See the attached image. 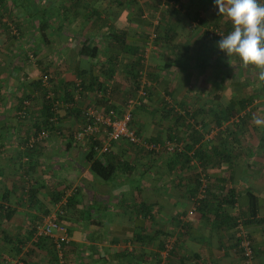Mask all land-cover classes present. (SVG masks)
<instances>
[{
	"label": "crops",
	"instance_id": "crops-1",
	"mask_svg": "<svg viewBox=\"0 0 264 264\" xmlns=\"http://www.w3.org/2000/svg\"><path fill=\"white\" fill-rule=\"evenodd\" d=\"M161 1L141 0L136 3L133 0H0V81L4 82L1 97L10 98V94H7L8 87L5 86L10 82L20 83L22 94V97L16 99L14 103H4V101L2 103L8 108L12 105L14 112L15 109L18 110L23 99L29 98L30 101H34L37 93L34 91L33 83L39 80L41 72L51 76V84L52 82L55 84V87H52L53 91L59 97L73 90L74 81L82 72L84 77H98L102 86L104 85L103 88L110 86L113 103L112 97L117 98L119 91L124 90V79L128 80V74L133 70H139V74H142L139 67L141 64L143 67L144 63L145 69L151 71L150 75L159 72L163 74L162 77L173 76L175 81L181 80L182 85L189 86L194 71L188 67L182 68L179 60H187L185 55L181 54L183 55L181 56L178 52L172 51L174 58H171L166 50L170 48L181 50L178 49L177 43H171L167 35L174 36L179 31L178 28H181V23L182 27L187 24L182 13L188 11L193 15V19L198 17V23L203 25L205 21L200 9H207L206 6L209 5L208 7H214L211 21L213 20L215 29L222 28L224 31L227 23L232 29L233 25L225 15L219 14L216 6L211 2H206L204 7L199 4L201 7H198L196 3L199 0H177L178 4L171 0L170 9H177L171 13V11L162 12L166 10L167 5L162 6ZM190 4L193 13L190 12ZM154 13L160 17L152 22L150 18L154 17ZM168 14L173 17L169 18ZM44 20H47V28L44 32L48 41H43L39 34L40 23ZM151 24H158L160 33L157 41H162L161 45L156 43V46H152L154 39L149 35ZM211 29L210 26L209 29L205 28L201 32L212 35ZM12 33H18V37L11 38ZM196 40L198 39H195L193 44ZM199 42L202 44L201 38ZM183 44H188V41ZM196 69L202 70L200 67ZM153 70L157 72L153 73ZM162 81L164 82V78ZM182 96L184 92L181 91L179 97ZM75 99L76 108L80 112L79 99L77 101V96ZM85 103L102 102L94 98L93 91H89ZM232 103L234 99H228L224 102L223 108ZM32 108L34 111H31L40 113L42 103L36 108L33 104ZM60 113L65 121L70 117L73 118V115L67 116L63 108ZM63 120L60 127L56 128V131H60L58 135L52 134V137L41 142L40 146L32 151L31 158L23 152L21 141L24 136L20 137L18 154L23 156L22 162L28 157L33 164L34 169L29 168L26 173L33 176L34 187L38 188L36 190L38 202L17 203L15 196L17 192L19 193L18 188L10 185L5 188L4 192L11 193L9 205L14 209V214L9 219L0 217L1 223L10 224L6 231L0 232V264H56L58 255L52 253L55 239L43 238L36 242L34 236H28L31 233V225L42 221V218L50 213L52 208L55 210L57 208L55 206L60 203H64L62 206L64 215L63 213L60 215L65 216L62 225L68 238V243L63 245L61 252L64 254V264H148V256H152L154 252L156 238L164 232L167 235L171 229L177 230L179 223L187 226L183 235L186 239L182 242L189 244L192 243L191 240L193 243L205 242L206 254L202 256L205 264L242 263L241 255L235 249L233 222L248 217L251 204L249 194L254 196L258 203L257 217L264 218V171L260 172L264 169V153H249L247 165L234 166L231 181L228 180V171L227 174L224 173L227 175L226 182H218V186L225 188L222 194L227 193V189L233 190L234 204H226L214 209L217 202L211 201V206L197 210L194 216L189 217L188 208L179 207L178 200L187 203V191L189 193L192 189V182L189 181L191 177L187 176L186 180L180 179L178 185L169 183V180L166 181L169 186L157 184L153 175L151 178L147 173V162L153 163L156 156H146L143 152H137L129 159L131 155L125 156L124 149L120 146L125 145L126 147L123 148L131 150L136 147L126 142H116L112 145L110 153L100 156L97 154V158L124 161L127 166L132 167V170L128 173L126 169L119 167L114 180L103 182L91 173L89 164L84 160L86 143L78 145L65 136L63 126L68 124ZM2 124L3 121L0 125ZM75 127L73 124L70 129L73 131ZM1 131L7 129L4 130L2 125L0 135ZM4 133L7 135L6 132ZM4 135L0 137V145H6L8 142V137ZM188 143L190 144L189 139ZM199 143L204 144L201 135ZM144 156L146 159H143ZM171 158L172 156H166L167 166ZM8 159L14 157L9 156ZM250 161L257 162V167H252ZM137 163L144 166L146 177L137 174ZM175 165L177 171L185 172L181 170L183 168L179 162L176 161ZM175 165L168 166L169 170ZM25 168L26 166L23 171ZM189 172L186 174L188 175ZM20 173L22 172L18 167V174ZM224 174L218 172L215 178H224ZM146 179H149L151 184L147 183ZM160 184L163 188L167 185L169 189L165 191L177 194L178 200H171V196L168 195V200L171 201L167 204H159L153 197L149 198L150 195L147 194L150 192L149 188L152 190ZM137 193H140L138 201ZM54 194L59 197L57 201H54ZM140 202L154 206L151 214L144 216L136 212V206ZM163 220L171 225L167 227L169 231L164 227L161 228ZM156 226L158 229L154 232ZM246 231L253 249V264H264V225L252 224ZM148 237L152 240L150 241ZM29 239L35 244L30 250L24 248L23 244ZM175 240L174 238L173 242ZM12 242H16L18 247L13 246L12 249L10 246ZM227 248H231V256L227 255L226 251L220 254V250ZM55 249H57L56 245ZM188 249L195 252L191 245ZM173 264H182V262L174 261Z\"/></svg>",
	"mask_w": 264,
	"mask_h": 264
},
{
	"label": "rangeland",
	"instance_id": "rangeland-1",
	"mask_svg": "<svg viewBox=\"0 0 264 264\" xmlns=\"http://www.w3.org/2000/svg\"><path fill=\"white\" fill-rule=\"evenodd\" d=\"M162 1L161 2L164 3V0ZM206 2H210V0H203L202 4H205ZM197 4L198 3H196V5ZM199 4L201 3L199 2ZM199 4L197 6L201 7ZM208 6H206L207 9H200V14L205 21V23H202L203 25L198 23V17L193 19V15H190L187 11L188 13H182L183 19L187 23L184 24L185 28L182 27L181 23V28H178L179 31H177L174 36L170 34L167 35V37L170 38L171 43H177L178 49H181L179 51L171 48L170 50L166 49L168 50V56L174 58L172 51L178 52L179 55H185L187 60H179L181 62L182 68L187 69L188 67V69L194 71L193 78L190 81L189 86L185 87L182 85L180 82L181 80L175 81L173 76L162 77L163 74H159V72L157 74L154 73V75H150L149 70L145 69L144 67L146 66L145 63L143 67L139 68L142 70V74L138 80V86L143 89L145 96L142 97L140 105L138 107H134L132 110L131 127L135 129L140 138L150 142H153L152 139H157L162 146L164 144L170 143L174 149L170 152V154L163 151L161 155H158L159 157L156 155V158L153 162L155 165L153 163L150 164L147 162L148 176L151 177L153 175L152 177L155 178L157 184H168L167 182L169 180V183L172 182L178 185L180 179H187L186 173L191 170L194 173L200 174V181L203 184L202 187L204 186V188H206L208 186L210 187L211 184H218V182H214L218 172H222L223 174L226 172L227 174L229 164H222L221 166L216 167L209 166L207 170L203 171L195 160L190 162L189 169H181L185 172L177 171V165H175L176 163L174 164L175 166L173 169L169 170L166 164V156H172L175 154V152L180 153L183 150L184 146L188 143V137L191 133V129L198 131V133L202 136V142L208 143L211 148L217 147L219 150L222 149L231 152V158L234 165L245 166L249 160H247V155L249 153L261 154L262 152L257 146V130L259 131V128L263 127L264 124L257 125L255 123V119L259 118L264 120V82H260L258 80V71L256 69H254L252 66L244 67L239 58L235 55L228 57L224 52L220 54L221 50L218 48V41L222 38L221 36H224L221 34V32L223 33V30L222 28H214L213 20L211 21L212 15L214 14V7ZM191 7L192 5L190 4V12L193 13ZM170 11L173 13L174 9H170ZM158 17H160V15L154 13V17L150 18V20L154 22L158 19ZM171 17L173 16L170 15L169 18ZM218 22L219 21H217V23ZM218 25L220 26V23ZM151 26L152 28L149 32V35L152 36V39H154L152 46H156V43L161 45L163 42L156 40L158 34L160 33L158 24H151ZM210 26L212 28V35L210 36L213 41L208 45L202 46V44L199 42L203 35L202 32L205 30V28L209 29ZM195 39L198 40H196V42L193 44ZM160 40H162V37ZM186 41H188V44H183ZM214 44L215 46H213ZM161 47H163V45ZM14 48L16 49V46H14ZM200 57H205L207 60L211 61L210 65L205 68L203 67L202 70L199 71V69H196V66L194 68V64L199 61L196 59H199ZM218 59L219 61H214ZM225 65L226 67H224ZM133 73L134 70L128 74V80L124 79L125 85L121 83L124 87V90L119 91L118 97H112L114 104L120 111L123 109V107H125L126 102L129 99H133L135 97H133V91L134 89L136 90V82H134V78L132 76ZM44 74L48 73L41 72L39 80ZM163 78L164 82L162 81ZM3 84L4 82L0 81V120L3 121L2 125L4 130L7 129V131H4L7 133V135H4L5 133L1 131L0 137L3 135L4 137L7 136L8 142L6 145H0V195L9 185L12 187L17 186L18 182L20 181V177L23 173L24 167L26 166V162L23 164L13 160L17 158L20 137L27 134L30 126L39 116L38 112H33V104L36 108L42 103V91H40V89H36L35 92L37 94L35 95L34 101H29V117L24 120L18 119L16 115L17 109H15L13 112L12 105H10L8 108L7 105L3 104L2 102L4 101V103H14L16 102V99L22 97L20 83L10 82L9 84H5V86L8 87L7 94H10V98H6V96L5 98L1 97L4 90L2 89ZM52 87H55L53 82ZM181 91L184 92V96L179 97V93ZM228 99H234V102L237 105L236 107L239 106V100H243L245 103H249L246 101L250 100V103L246 105L245 110H239V113L236 117L230 118L228 121H222L218 125L213 118V114L214 112L217 113L223 111L224 102H227ZM78 104V106L81 108L83 107L84 101H79ZM80 114L81 113L77 110L70 114V116L73 115V118L70 117L66 121L62 118V120L69 125L63 126L66 137H69L70 135L72 136V132L82 126L83 118L80 116ZM73 124L76 127L72 131L70 128ZM2 125H0V127ZM122 146L126 147L125 145ZM123 147L120 146V148L124 149V155H131L129 156V159L133 158L134 154H137V152H141L140 150L138 151L134 148L131 150ZM145 155L147 156L148 154ZM9 156L14 157V159H8ZM143 159H146L145 156ZM214 161L217 162L216 160ZM137 165V174L140 176L143 174L144 177H146L144 166L139 165V163H137ZM250 165L256 168L258 163L250 161ZM18 167L20 168V172H22L21 175L18 174ZM261 171H264V169H261L260 172ZM226 174H224V178L227 177ZM145 181L151 184L149 179H146ZM161 184L152 190L149 188L150 192L147 193L150 195L149 198L153 197L156 203L159 204H167V202H170L172 199L178 200L177 194L175 195L174 193H168L165 191V189H169L168 186L170 184H168V186L166 185L164 188L161 187ZM49 194L50 192L48 191V199L50 198ZM168 195L171 196V200H168ZM198 197H202V195L199 194ZM178 202L179 207L186 206L188 208L187 214L189 217L194 216L197 212L196 207L198 206V203L190 202V199L187 200V203H184L183 201L180 202L179 200ZM62 206H64V203H60L58 206L56 205L55 207L57 208L55 210L52 208L50 213L44 218L46 219L51 214H57V211H61V213L64 215ZM63 215H60L61 220L59 218L61 223L64 221L63 217L65 218ZM158 217L160 216L158 215ZM164 223L167 222L163 220L161 228L164 227V229L166 228V230L169 231L170 229L167 227H171V225L167 223L168 225L166 224V226ZM9 227L10 224L1 223L0 232L1 230L6 231ZM156 229H158V226L154 227V232ZM169 233L167 232L166 235V232H164L163 235L156 238L153 248L154 252H152V256H148V264L149 262H151V264H173L174 261L177 263L180 261L182 264H205L204 259H202V256L206 254L204 248L205 242L199 241L193 243V240H191L192 243L190 244L188 242H182L183 239L185 241L186 238L183 237L185 232L182 230L180 225L177 226V230L171 229ZM61 235L63 234L55 233V237ZM174 238L176 239L175 242H173ZM23 244L24 248L29 250L35 246V244L32 243L30 239L28 241H24ZM190 245L194 248V253L188 249ZM10 246H12L13 249V246H18V244L16 242H12ZM225 251L227 255L230 254L231 256V248L220 250V254L225 253ZM52 253L56 256L58 255L56 258V264L65 263L64 254L61 253V255H59L60 253L57 251V249H55V245L54 251H52ZM170 261L172 262L170 263ZM253 262L254 257L252 258L251 264H253Z\"/></svg>",
	"mask_w": 264,
	"mask_h": 264
},
{
	"label": "trees",
	"instance_id": "trees-1",
	"mask_svg": "<svg viewBox=\"0 0 264 264\" xmlns=\"http://www.w3.org/2000/svg\"><path fill=\"white\" fill-rule=\"evenodd\" d=\"M169 1V0H168ZM168 1H164V3H160L162 6L167 5L166 10L164 11H170V8L172 6H170V2ZM176 4L177 0H173ZM133 2H137L135 0H133ZM199 2L201 3L200 5L203 6L204 4H202L203 0H199ZM198 2V4H199ZM211 3L214 4L213 0H210ZM204 7V6H203ZM175 10H177L176 8H172ZM196 16V15H195ZM47 20H44L43 22L40 23V37L43 41H48L46 34L44 32V30L47 28ZM225 30L223 31V35H227L229 34L233 29L231 27V25L229 23H227V25L224 28ZM13 37L11 38H16L18 36V33H12L11 34ZM169 35V34H168ZM158 40V38L156 39ZM213 39L211 38V36L209 35L208 32H204L202 37H201V43L202 46L204 45H208L210 42H212ZM49 44V43H48ZM223 52L221 51L220 54H222ZM210 61L211 60H207L206 58H200L199 61H197V63L195 64L196 68L200 67H207L208 65H210ZM214 61H219L218 60H214ZM141 64V63H140ZM169 66V65H167ZM194 66V68H195ZM142 67V64L140 65L139 68ZM226 67V65L224 66ZM164 68V67H163ZM142 71V70H141ZM154 71L156 72V70H153L152 72L154 73ZM139 70H134L133 73V78H134V82H136V90L134 89V95L133 97L137 95V91L140 89V87L138 86V80L141 77V74H139ZM151 71H149L150 74ZM84 73V72H82ZM80 74L77 76V79L74 81L75 84H73V90L70 93H66L65 95L59 97L58 95L55 94V92L53 91L52 88V84H50V90L52 91L54 98L53 100H59L62 103V107H60L58 109V111L55 114V121H50V118L52 116H54L53 111H51L50 107L52 104V99H46L45 95L46 92L45 90L42 88L41 84H40V80H38L37 82H34L33 86H34V91L36 89H40V91H42V108H41V112L39 113L38 118H36V120H34L33 124L30 126L29 131H27V134L24 136V139H22L21 141V145L23 146L22 149L24 150L23 152L27 155H30L29 157L31 158L32 156V151L34 149H36L37 147L40 146L41 142H43L44 140H46L48 137L53 136L55 133H59L60 131H56V128L58 129L60 126V124L62 123V118H61V110L63 108V111L66 113V115L68 116V114H71L75 111H77L76 108V99L75 97L77 96V101L79 99V101H84L88 94L86 95L85 93H88L89 91H93V93L95 91H102L103 93L106 92V89L103 88L102 83L98 80V77H84V74ZM51 77H50V82H51ZM81 80L80 84H79V90L78 88H76V83L78 80ZM1 87V85H0ZM107 87V86H106ZM139 87V88H138ZM76 94V95H75ZM112 94V93H111ZM112 96V95H111ZM134 97V98H135ZM28 98V97H26ZM25 101H30V99H23L21 101V105L17 110V118L24 120L27 119L29 117V112H30V108L29 105L27 106V108L24 106V102ZM100 102L105 103V101L103 99L100 100ZM141 102V100H140ZM140 102L135 106L138 107L140 105ZM250 103L249 101H246ZM249 103H245V101L243 100H239L238 101V107H236V103H232L231 105H226L223 108V111L221 112H217L213 114V118L215 119L216 124L219 125L220 122L222 121H228L230 120V118H234L238 115L239 110H245L246 105ZM30 104V103H29ZM22 108L24 109V117L19 116V112L22 111ZM77 113V112H76ZM35 119V118H34ZM241 119V118H239ZM242 121V120H241ZM2 123V121L0 120V124ZM131 126V123H130ZM46 131L48 133V136L44 139V140H40V141H35L32 145V147L28 146V143L30 141V139L32 137H36V135L41 132V131ZM258 132V148L262 151V153H264V127L259 128ZM53 134V135H52ZM138 134V133H137ZM58 135V134H57ZM69 138L72 140V136L70 135ZM190 140V144L187 143L183 150L180 153L175 152L174 155H172V158L170 159V162L168 163V166H173L176 161L179 162V164L181 165V167L183 169L186 168H190L189 164L192 160H195L196 163L201 167V169L207 170V168L209 166H221L222 164H229L228 167V171H229V177L228 180L231 181L233 178V171H234V163L232 161V156H231V152H229L228 150H222V149H218L217 147H209L208 143H199L200 141V135L199 133L194 130L191 129V134L189 135ZM154 143H159V140L157 139H152ZM73 142V141H72ZM95 142L89 141L88 143H86L87 145V149L85 151V155H84V160L89 164V169L91 171V173L98 178L99 180L103 181V182H110L112 180L115 179L116 177V173H117V168L121 167L127 170V172L129 173L132 170V167L127 166L128 164L126 162H120L118 160H110L109 158H97V152L94 149L95 146ZM160 144V143H159ZM161 145V144H160ZM162 146V145H161ZM225 148V147H224ZM136 149H138V151L140 150L141 152H145V154L148 155H161L163 151H165V149L160 150L159 152L155 153L153 151H146L144 149H141L139 147H136ZM166 152V151H165ZM23 153V154H24ZM168 154H170V152H166ZM20 154V153H19ZM17 154V158L13 161L16 162H22V157L21 154L19 155ZM26 157V156H25ZM28 157H26L23 161L27 162ZM214 160H216L217 162H215ZM29 162L26 165L25 170L23 171L21 177H20V181L18 182L17 186H13L14 188H18L17 191H19V193L17 192V203L20 202H28L29 203H33V202H38L36 201V190L35 189V183L33 180V176H29L28 173H26V170H28L29 168H33V164L30 160H28ZM30 165V166H29ZM194 168V167H193ZM192 168V169H193ZM194 170V169H193ZM17 172V171H16ZM231 173V174H230ZM188 177H191L189 181H191V185H192V189L189 191H187V195H188V199H190V202L193 203H198V206L196 207L197 210L203 209V208H207L209 206L212 205L211 201H216L217 204L214 206L215 208H219L220 206L226 205V204H234V200H233V190L227 189V193H224V189L220 186H218V184L213 185L211 184L210 187H206L204 188V186L202 187V183H201V177L200 174L197 173H193L189 172V174L187 175ZM187 177V178H188ZM192 179V180H191ZM225 180H227L226 178H215L216 182H226ZM41 188V187H40ZM140 190L138 189V192ZM216 191V193H215ZM201 194L202 197H198V195ZM138 197L136 198V200L138 201V198H140V193L136 194ZM10 196L11 193L9 192H3L0 195V217H3L5 219H9L13 216L14 214V209L9 205V201H10ZM54 201L58 200V195L54 194ZM250 197V208H249V213H248V217L246 218H240V220H237L235 222H233V228H234V237H235V246H236V250L237 252L240 253L241 255V250L239 248V239L236 237V228L238 226V221H240L241 226L243 228L244 231H246L247 227L252 225V224H260V225H264V218H259L257 217L258 214V203L256 201V198L252 195L249 194ZM228 198V199H227ZM156 207V206H155ZM154 208L153 205H149L147 206L145 203L140 202L138 206H136V212L142 215H147V214H151L152 209ZM58 212V211H57ZM49 214V213H48ZM47 214V215H48ZM218 218V216H217ZM217 222V221H216ZM43 223V218L42 221H40L39 223H33V225H31V233L29 234L28 237H30L31 235L33 236L36 232V227L38 225H41ZM179 225L181 226L182 230L186 232L187 226L186 224L184 225L183 223H179ZM247 233V231H246ZM248 236V233H247ZM46 239V237L43 236H38V238L36 239V242H38L40 239ZM148 239L151 241L152 238ZM249 239V236H248ZM250 241V239H249ZM251 242V241H250ZM64 245V244H63ZM62 245V247H63ZM18 247V246H17ZM16 247V248H17ZM163 248V247H160ZM252 248V245H251ZM253 252V249H252ZM169 255V253H168ZM252 258H253V253H252ZM240 261H242L241 264L243 263V258L241 255V259Z\"/></svg>",
	"mask_w": 264,
	"mask_h": 264
},
{
	"label": "built area",
	"instance_id": "built-area-1",
	"mask_svg": "<svg viewBox=\"0 0 264 264\" xmlns=\"http://www.w3.org/2000/svg\"><path fill=\"white\" fill-rule=\"evenodd\" d=\"M139 2L140 0H135ZM164 6V5H163ZM50 75L44 74L40 78V84L45 90L46 99H52L51 111H53L54 116L50 118V121H55V114L62 103L59 100H53L54 95L50 90ZM81 80L79 79L76 83V88L79 89V84ZM106 92L95 91L93 93L94 98L97 101L103 99L105 103H85L81 107V116L83 118V124L81 127L72 132V141L75 144H84L89 141L95 142L94 149L97 154L105 155L111 152L112 145L116 142H126L135 147L142 148L146 151H153L155 153L160 150L165 149L166 152L173 151V146L170 143L161 146L159 143H154L146 141L140 138L136 133L135 129L130 126L131 114L134 107L140 102L145 92L142 88L137 91V95L133 99H129L126 102L125 107L120 111L116 105L112 102L111 93L112 90L110 86L105 87ZM81 90V89H79ZM86 95L88 93H85ZM29 105L28 101L24 102V106L27 108ZM24 109L19 112V116L24 117ZM48 136L46 131L39 132L36 137H32L28 143L29 147H32L35 141L44 140ZM61 212L57 214H51L46 219H44L41 225L36 227V232L34 238L37 239L38 236H43L46 238H54L57 251L61 254L62 245L68 243V238L65 234L64 225H62L59 220ZM241 222L238 221V226L236 228V237L239 239V248L241 250V255L244 264L252 263V248L251 242L248 239L246 231L243 230ZM55 233H61L63 235L55 237Z\"/></svg>",
	"mask_w": 264,
	"mask_h": 264
},
{
	"label": "clouds",
	"instance_id": "clouds-1",
	"mask_svg": "<svg viewBox=\"0 0 264 264\" xmlns=\"http://www.w3.org/2000/svg\"><path fill=\"white\" fill-rule=\"evenodd\" d=\"M219 14L232 23L233 30L218 41V48L228 57L235 55L244 67L258 71L264 82V0H213ZM257 125L264 120L255 119Z\"/></svg>",
	"mask_w": 264,
	"mask_h": 264
}]
</instances>
